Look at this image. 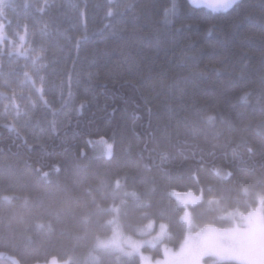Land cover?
<instances>
[{
	"label": "trees",
	"instance_id": "trees-1",
	"mask_svg": "<svg viewBox=\"0 0 264 264\" xmlns=\"http://www.w3.org/2000/svg\"><path fill=\"white\" fill-rule=\"evenodd\" d=\"M174 191L197 228L264 202V0L4 1L0 264H138L96 248L114 215L163 223L159 256L186 235Z\"/></svg>",
	"mask_w": 264,
	"mask_h": 264
},
{
	"label": "rangeland",
	"instance_id": "rangeland-1",
	"mask_svg": "<svg viewBox=\"0 0 264 264\" xmlns=\"http://www.w3.org/2000/svg\"><path fill=\"white\" fill-rule=\"evenodd\" d=\"M6 0H0V6ZM239 0H227L218 9L225 11ZM195 7L213 8L207 0H189ZM111 146L108 145L107 154ZM173 194V193H172ZM177 203L182 207V222L186 227L183 241L175 248L163 246L161 254L154 256L152 250L167 237L163 223H149L132 237L123 232L117 215L109 220L110 233L96 242V248L139 257L138 264H264V202L248 211H232L225 214L228 224L195 226L192 208L201 201L200 194L189 191H174ZM224 215V216H225ZM225 216V217H226ZM95 248V249H96ZM38 264H68L67 260L50 259Z\"/></svg>",
	"mask_w": 264,
	"mask_h": 264
},
{
	"label": "water",
	"instance_id": "water-1",
	"mask_svg": "<svg viewBox=\"0 0 264 264\" xmlns=\"http://www.w3.org/2000/svg\"><path fill=\"white\" fill-rule=\"evenodd\" d=\"M209 4L214 8H222L227 0H207Z\"/></svg>",
	"mask_w": 264,
	"mask_h": 264
}]
</instances>
